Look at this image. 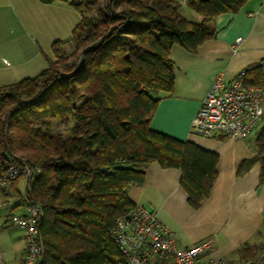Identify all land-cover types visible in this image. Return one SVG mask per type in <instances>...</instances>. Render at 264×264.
I'll list each match as a JSON object with an SVG mask.
<instances>
[{"label": "trees", "instance_id": "obj_1", "mask_svg": "<svg viewBox=\"0 0 264 264\" xmlns=\"http://www.w3.org/2000/svg\"><path fill=\"white\" fill-rule=\"evenodd\" d=\"M60 1L80 14L71 37L53 42L40 72L0 86V159L39 168L25 195L42 208L40 264H128L112 231L135 206L127 191L143 182L144 166L178 168L192 205L216 175V153L150 125L173 90L170 51H195L216 35L220 14L247 0H184L194 20L181 0ZM245 70L246 85L264 91V59ZM54 120L66 129L52 131ZM253 148L264 180V123ZM19 179L7 194L20 193ZM250 250L242 264H264V244Z\"/></svg>", "mask_w": 264, "mask_h": 264}, {"label": "crops", "instance_id": "obj_2", "mask_svg": "<svg viewBox=\"0 0 264 264\" xmlns=\"http://www.w3.org/2000/svg\"><path fill=\"white\" fill-rule=\"evenodd\" d=\"M71 7L75 9L60 0H0V86L34 76L47 66L41 53L71 30ZM215 28L216 35L195 51L173 45V90L160 97L150 119L153 129L217 154L208 195L192 205L180 184V170L163 168L156 161L144 166L143 182L131 185L127 193L135 204L156 212L179 246L209 240L206 256L236 262L264 244V180L260 163L251 161L254 139L205 137L192 133L190 125L217 76L231 80L264 59V0H247L238 12L220 14ZM1 195L9 196L7 191ZM11 209L24 210L19 202ZM9 214L0 213V232L7 233V241L0 240V258L3 264H19L25 236L7 222Z\"/></svg>", "mask_w": 264, "mask_h": 264}, {"label": "built area", "instance_id": "obj_3", "mask_svg": "<svg viewBox=\"0 0 264 264\" xmlns=\"http://www.w3.org/2000/svg\"><path fill=\"white\" fill-rule=\"evenodd\" d=\"M240 40L237 37L236 43ZM245 76L243 69L231 80L215 78L192 118V133L233 139H244L251 133L264 113V91L260 86L246 85ZM38 172V167L0 159V188L7 191L10 182L24 177L27 190L30 179ZM17 202L24 210L10 213L7 222L24 232L25 253L19 264H40L43 245L38 226L42 208L25 193ZM7 203L0 199V206ZM112 235L128 264H231L224 258L205 255L209 240L179 246L175 234L159 220L156 212L140 204L117 219ZM0 264H3L1 258Z\"/></svg>", "mask_w": 264, "mask_h": 264}, {"label": "rangeland", "instance_id": "obj_4", "mask_svg": "<svg viewBox=\"0 0 264 264\" xmlns=\"http://www.w3.org/2000/svg\"><path fill=\"white\" fill-rule=\"evenodd\" d=\"M181 9H180V13L184 16V17H186L187 19H189V20H194L195 18H198V15L196 14V13H194L193 11H191L187 6H186V2L184 1V0H181ZM71 12H70V18L72 19V20H70L71 22H70V25H73V26H71L72 28H74V26L78 23V21L80 20V14L78 13V11H76V9H73L72 7H71ZM88 15V14H87ZM72 28H71V30H69V32H62L63 34L62 35H64V36H62L60 39L61 40H68L70 37H71V35H72ZM61 36V35H60ZM62 49L63 50H67V46H62ZM41 55H42V57L43 58H46V61H47V59H48V57L50 58V59H54V56H53V52H52V49H49V51L47 52H42L41 53ZM39 57H41V56H39ZM35 75V74H34ZM71 122V121H70ZM264 123V113H263V115H262V117H261V120H259L258 121V123L254 126V128L252 129V131H251V133L247 136L249 139H255L256 138V136H257V134H258V132H259V130H260V127L262 126V124ZM64 125L62 124V123H60V122H58V121H56V120H54V121H52L51 122V130L52 131H64L66 128H64L63 127ZM20 179H19V181H18V183H17V188H18V190L20 191V193H17L14 189H13V187H11V189H10V192H12L13 194H11V195H9V196H7V197H3L2 195H1V193H2V189L0 188V198H1V200L2 201H4V200H7V205H5V206H3V207H1L0 208V213L3 215V216H5L6 214H8L9 212L10 213H20L21 212V210L20 209H11V207H13V205H14V203L16 202V201H18V198H22V196L24 195V193H25V179H24V177H19ZM22 231V230H21ZM24 233V232H23ZM4 234V235H3ZM3 235V236H2ZM2 237H4L3 238V241L4 242H6L7 241V233L5 232V233H1L0 232V240L2 239ZM231 264H242L243 263V260H239V261H233V262H231V261H229Z\"/></svg>", "mask_w": 264, "mask_h": 264}, {"label": "water", "instance_id": "obj_5", "mask_svg": "<svg viewBox=\"0 0 264 264\" xmlns=\"http://www.w3.org/2000/svg\"><path fill=\"white\" fill-rule=\"evenodd\" d=\"M102 169H105V167H103Z\"/></svg>", "mask_w": 264, "mask_h": 264}, {"label": "bare ground", "instance_id": "obj_6", "mask_svg": "<svg viewBox=\"0 0 264 264\" xmlns=\"http://www.w3.org/2000/svg\"><path fill=\"white\" fill-rule=\"evenodd\" d=\"M215 138V137H214Z\"/></svg>", "mask_w": 264, "mask_h": 264}]
</instances>
